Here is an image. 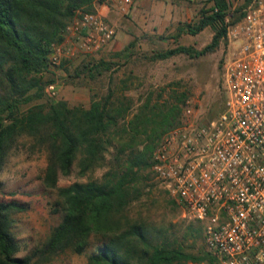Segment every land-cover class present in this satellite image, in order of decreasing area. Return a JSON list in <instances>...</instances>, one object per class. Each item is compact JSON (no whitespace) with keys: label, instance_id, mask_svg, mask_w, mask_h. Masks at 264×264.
<instances>
[{"label":"trees","instance_id":"obj_1","mask_svg":"<svg viewBox=\"0 0 264 264\" xmlns=\"http://www.w3.org/2000/svg\"><path fill=\"white\" fill-rule=\"evenodd\" d=\"M94 1L0 0V170L18 139L28 138L32 148L46 153L42 181L56 190L53 212L60 213L44 242L19 255L24 248L12 230V215L26 206L17 200H0V264H45L66 251L81 254L92 235L101 241L87 264H183L193 258L176 239L160 234L158 228L154 233L155 227L126 211L139 197V175L150 168L158 140L182 124L185 92L171 88L166 97L162 93L157 99L148 96L133 112L128 97L114 92L91 99L88 107L69 105L63 99L33 103L54 82L46 76L53 73L51 46L64 40L65 28L78 10L95 11ZM248 1L235 7V18ZM206 3L210 5L199 9L197 20L181 23L174 37L182 32L195 35L210 27L211 41L201 49L179 44L154 51L150 59L214 51L222 41L223 18L232 3ZM105 64L100 60L88 70L98 71ZM221 108L211 110L207 120ZM110 149L115 152L111 165L107 160ZM74 166L79 176L105 166L109 169L100 180L58 186L59 176L69 175Z\"/></svg>","mask_w":264,"mask_h":264},{"label":"rangeland","instance_id":"obj_2","mask_svg":"<svg viewBox=\"0 0 264 264\" xmlns=\"http://www.w3.org/2000/svg\"><path fill=\"white\" fill-rule=\"evenodd\" d=\"M229 1L233 7L241 3V0ZM145 2L140 11H137L140 0H136L126 12H122L116 1L95 0V11L114 27V38L97 52L78 53L59 65H52L53 73L46 76L53 78L54 82L50 84H54L55 94H49L48 84L45 95L33 103L63 99L69 105L88 107L91 99L114 92L128 97L133 112L146 97L157 99L159 93L166 97L174 88L187 94L181 123L209 119L213 113L211 110L218 109L221 102L223 42L214 51L195 57L179 53L164 60H152L150 56L154 51L179 44L195 49L208 44L213 34L210 27L195 35L182 32L176 38L174 36L181 23L197 20L199 9L210 3L206 0ZM100 60L106 64L98 71L90 72L89 66ZM110 150L107 155L109 165L115 153ZM45 165V151L32 148L30 140L21 137L0 170V200H17L26 206V210L12 215V230L24 248L19 255L44 242L50 229L60 220V213L53 212L56 190L46 187L42 181ZM108 169L105 166L92 174L79 176L74 166L69 175L59 176L57 184L65 186L74 181L100 180ZM138 190L139 197L126 209L130 216H140L145 223L156 228L154 233L158 228L160 234L176 239L182 249L193 256L183 264H217L206 247L203 224L184 214L169 190L153 178L150 168L140 172ZM100 241L92 235L83 253L66 251L45 264H87V257Z\"/></svg>","mask_w":264,"mask_h":264},{"label":"built area","instance_id":"obj_3","mask_svg":"<svg viewBox=\"0 0 264 264\" xmlns=\"http://www.w3.org/2000/svg\"><path fill=\"white\" fill-rule=\"evenodd\" d=\"M113 1L126 12L136 0ZM234 9L223 18L221 111L165 132L150 171L203 224L217 264H264V0H249L238 18ZM114 35L98 11L79 12L51 46L50 63L97 52ZM47 90L54 95V84Z\"/></svg>","mask_w":264,"mask_h":264},{"label":"crops","instance_id":"obj_4","mask_svg":"<svg viewBox=\"0 0 264 264\" xmlns=\"http://www.w3.org/2000/svg\"><path fill=\"white\" fill-rule=\"evenodd\" d=\"M145 1L146 0H143V1L140 0V3H139L140 7H139V9L137 11H140L143 8V6L146 4Z\"/></svg>","mask_w":264,"mask_h":264}]
</instances>
